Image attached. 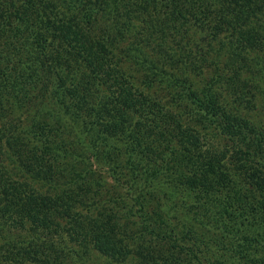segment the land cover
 <instances>
[{
	"label": "trees",
	"instance_id": "trees-1",
	"mask_svg": "<svg viewBox=\"0 0 264 264\" xmlns=\"http://www.w3.org/2000/svg\"><path fill=\"white\" fill-rule=\"evenodd\" d=\"M69 1L66 20L63 13L46 18L45 29L56 32L27 34L12 23L29 19L20 11L27 0L14 15L12 2L0 0V264H78L86 255L93 264H218L217 255L230 251L228 236L249 243L257 235L239 233L235 222L251 215L248 197L264 191V122L217 92L227 67L223 37L210 44L217 64L202 85L188 77L193 42L178 28L173 39L184 43L169 39L182 53L178 68L162 65L145 36L135 37L158 19L185 26L191 16L204 28L216 6L221 13L233 2L238 19L247 13L245 35L263 41L264 0H129L123 21L118 0ZM96 19L102 29H82L92 30ZM245 50L257 78L241 80L229 67L227 98L264 97V56ZM131 66L167 90L168 100L141 90L126 71ZM205 130L230 145L203 148ZM162 185L184 197L176 202L168 189L159 201ZM259 197L255 207L262 209ZM85 214L87 227L79 221ZM177 217L183 222L176 225ZM167 244L176 252L165 253Z\"/></svg>",
	"mask_w": 264,
	"mask_h": 264
},
{
	"label": "rangeland",
	"instance_id": "rangeland-1",
	"mask_svg": "<svg viewBox=\"0 0 264 264\" xmlns=\"http://www.w3.org/2000/svg\"><path fill=\"white\" fill-rule=\"evenodd\" d=\"M20 0H6V4L12 2V5L10 6L9 11L12 15H14L15 8L19 6ZM26 1V0H21ZM94 3L97 2L99 4H104L102 0H93ZM129 3V0H118L120 4H122L123 8L120 11L119 19L120 21L124 20V17H127L125 13L123 12V9L128 7V5H125V2ZM262 1V0H261ZM35 3V5H34ZM17 4V5H16ZM21 4H24L21 2ZM133 4V3H131ZM234 3H230V7L227 9H224L221 13H219L218 6L214 8V14L211 17V20H209L205 27L201 28L200 21L195 20V18L189 16L186 21H183L185 26H181L182 21L178 19L174 25H169L167 23H163L162 21H156L155 25L151 27L150 29L139 32L137 38H140L141 36H145L144 40L149 41L150 46L154 47V53L158 55L159 62L168 67L172 68L171 65L174 64L175 68H178L180 66L176 59L178 55H181V51L176 49L174 45H171L169 42V39H173L175 34L177 33V28L179 30L180 34H185L192 43V50L194 53H192L191 62L189 65V78L194 79L195 84H201L203 83V80L205 76H209L213 73V68L217 64V61L214 58L215 51L210 49V44L214 45L220 38L223 37V41L225 42V46L223 48L222 52V58L224 62L227 64V67L223 69V71H220L222 75L220 77L222 78V82L216 85V89L218 94L224 98V103L228 104L229 107L236 108L235 110L242 112L250 117H252L255 121L258 122H264V97H261L260 94L255 95L256 97L250 95V97H242L241 96H232L235 94H232L230 98H227V95H229V92H232L228 89L226 81L225 74L226 70L229 69V67H235L240 70V78L243 79H256V64L252 59H248V57H244L247 53L245 50V46H248L250 48V52L253 54H257L258 56L263 57L264 56V40H260L259 36L255 34H249V38L247 35H245V31H247L249 28L246 25V22L243 20V18L246 16V11L243 12V14L239 17L238 12H232V8H234ZM27 6L21 7L20 11L24 14L26 13L29 15V19L25 21L18 20L16 18L12 19V23H17L21 28L28 34L30 31L35 32H43L44 34H47L48 32H56V29H45V24L48 19V21L53 22V18L57 20V16L62 17V13L65 14V20L68 18L71 11H69L70 7H72V4L69 0H27ZM130 6V5H129ZM159 16L162 18V14H164V9H159ZM58 13L60 15H58ZM41 15L44 20H42L40 23L36 20L38 18V15ZM105 14V13H104ZM103 15V14H102ZM47 18V19H46ZM252 18V17H250ZM249 18V19H250ZM47 21V22H48ZM29 22V24H27ZM102 20L96 19V22L94 24V28L91 30L88 27H83L82 29L84 31H90V33L95 34V32L99 31V29H102ZM256 22V21H254ZM229 23V24H228ZM217 24H220L217 26V29L213 28ZM227 27L228 30H225ZM205 29V30H204ZM163 30L165 31V36L159 37L158 31ZM213 30H218V32H214ZM242 30V32L240 31ZM228 32V33H227ZM149 33L152 34V36H148ZM225 34H228L227 37H224ZM48 35H51L49 33ZM164 38V39H163ZM250 38L257 41L256 43L253 42ZM259 38V39H258ZM180 39V40H179ZM173 42H180L181 45L184 43V40H182L180 35H177V39H173ZM157 42L158 44H155ZM173 44V43H172ZM3 42L0 43V49H2ZM184 49L186 46H182ZM186 50V49H185ZM202 50L211 52L209 55H206L204 58H202ZM181 53V54H180ZM220 64V63H219ZM134 68L131 66L126 69L128 73L131 74V77L140 85V89L144 90L145 92H149V94L158 96L161 99L168 100L169 96L171 95L167 90L164 89H157V84L153 82V84L149 83L146 78L148 76L143 72H137L136 70H133ZM88 74V72H86ZM235 81V87L241 86L239 83V79ZM192 79V80H193ZM243 83V81L241 82ZM233 89V87L231 86ZM159 90V91H158ZM256 93V92H255ZM254 93V94H255ZM170 94V95H169ZM249 95V94H247ZM229 102V103H228ZM174 110H180V107L175 106ZM10 116H7L6 118H3L2 120L6 121L8 123V120L10 119ZM18 118H16L14 121L16 122ZM13 121V122H14ZM203 130V129H202ZM16 133V131H15ZM210 134H212L211 131L205 130V137L207 138L209 143H203V148H205L207 145H209L212 148H215L216 151L224 148L225 145H230L229 142H227L225 139H223L221 136L216 135V137H211ZM122 162L124 161V158L121 159ZM165 180V178H161ZM169 188L168 186L162 185L161 189H156L155 195L157 198H159V201H161L165 194H167L168 189H173V196L174 201L180 202L183 196V190L173 188L172 185ZM165 192V194H164ZM259 194H256V196H249L250 199L249 202H252L253 205H250L246 203V207H249L251 215H249L245 220H243L241 223H236L235 230H239V233L244 234L245 232H249L252 234H257L256 237L249 243L243 242L241 240H238L237 237H227L228 245L230 251L226 256H219L218 257V264H239L237 262V259H240V264H264V204H262V209H258L255 207V205L258 203V200L255 202L256 199H259L260 195L264 197V191L263 193L261 190H257ZM166 198V196H165ZM248 201V199H246ZM255 202V203H254ZM172 203V202H171ZM184 203L186 204V200L184 199ZM245 207V208H246ZM125 209L127 207H124ZM181 209V208H180ZM186 209V208H185ZM79 212V210H71L70 214H75ZM240 212L242 213V217L247 214V211H245L244 208H241ZM254 214V215H253ZM180 215V214H179ZM254 216L257 217V219H254ZM138 216L131 215L132 219H137ZM262 218V219H259ZM177 218H174V224L177 225ZM179 221L183 222V217H180L178 219ZM79 221L83 223L85 227L88 226V223L91 221V216L89 214L80 216ZM162 225V224H161ZM165 226V225H164ZM180 226V225H178ZM121 228V227H120ZM163 229V226H161ZM121 230V229H120ZM128 230V229H126ZM245 232H241L244 231ZM181 232V229L177 227V232ZM239 242V243H238ZM167 244L164 246L163 249L165 253L167 250H173L176 252L177 249H172L171 247H168ZM235 253L232 257V253ZM246 253V255L244 254ZM240 254H243L244 257H240ZM80 262L78 264H90L94 261L93 259H89L88 255L83 257L82 259L79 258ZM95 261H98L95 259ZM204 262V261H203ZM124 263V262H123ZM67 264V263H66Z\"/></svg>",
	"mask_w": 264,
	"mask_h": 264
}]
</instances>
